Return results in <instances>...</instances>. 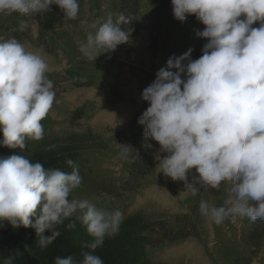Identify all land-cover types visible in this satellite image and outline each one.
<instances>
[{
  "label": "clouds",
  "instance_id": "9594fccd",
  "mask_svg": "<svg viewBox=\"0 0 264 264\" xmlns=\"http://www.w3.org/2000/svg\"><path fill=\"white\" fill-rule=\"evenodd\" d=\"M174 18L194 15L205 27L202 55L192 49L171 55L142 91L149 106L138 119L146 140L158 142V173L184 182V194L225 187L222 206L202 200L199 211L221 225L228 217L264 220V0H171ZM57 5L65 21L79 18V0H0V16L44 14ZM114 22L82 21L86 38L79 44L88 59L112 51L128 39ZM258 24V27L254 25ZM102 50V51H101ZM43 47L31 49L15 38L0 40V145L27 148L44 137V120L55 102L54 83ZM128 147L124 145L123 154ZM71 172L45 168L24 155L0 157V227H31L47 249L61 235L60 226L82 224V260L56 257L55 264H104L99 255L106 237L119 233L123 213L98 209L88 199L70 195L82 177L72 159ZM191 176V180L189 177ZM50 230V235H45ZM19 255V253H17ZM8 257L3 264H13Z\"/></svg>",
  "mask_w": 264,
  "mask_h": 264
},
{
  "label": "rangeland",
  "instance_id": "374dc122",
  "mask_svg": "<svg viewBox=\"0 0 264 264\" xmlns=\"http://www.w3.org/2000/svg\"><path fill=\"white\" fill-rule=\"evenodd\" d=\"M79 3V18L70 21L63 19L57 5L44 14L0 16V40L15 38L31 49L43 47L56 94L42 120L43 139L29 141L24 150L0 145V157L21 154L42 162L46 169L65 172L72 171L68 159L78 165L82 183L70 199H88L98 209L123 213L119 233L106 237L108 243L96 249L95 255L113 250L120 242L122 260L130 264H200L199 252L205 264H264V220L230 216L216 225L202 216L200 202L222 206L225 187L186 196L183 181L158 173L155 153L159 144L146 140L145 126L138 123L149 106L142 99L143 89L171 55L180 56L189 49L193 59L203 54L207 40L197 31L205 26L194 15L183 22L175 19L171 0ZM121 15L126 22L119 27L128 39L96 59L84 57L79 51L86 38L81 22L108 17L115 22ZM123 106L131 112L117 123L113 117ZM124 145L129 147L122 155ZM52 159L57 160L48 165ZM162 194L172 207L160 202ZM70 231L82 250L91 251L83 247L93 238L82 224L77 222ZM27 242L46 264L33 242ZM8 257L0 244V264Z\"/></svg>",
  "mask_w": 264,
  "mask_h": 264
},
{
  "label": "trees",
  "instance_id": "16d2710c",
  "mask_svg": "<svg viewBox=\"0 0 264 264\" xmlns=\"http://www.w3.org/2000/svg\"><path fill=\"white\" fill-rule=\"evenodd\" d=\"M56 160L52 159L48 161V165L54 163ZM66 224L67 221L65 225L60 226L59 230L61 231V235L47 249H41L38 245V236L34 228L24 227L23 230L27 236L25 237L20 228H13L11 224L5 221L4 226L0 227V244L7 249L9 257H14L13 264H45L41 257L29 245L27 242L28 239L33 242L35 248L45 258L46 264H55L56 257L67 258L70 255L74 256L77 260H82V252L84 250H82L80 243L73 239L74 235L66 228ZM50 234V230H46L45 235ZM105 243H108V241ZM119 243L115 245L113 250L107 251L105 248L104 250L106 251L100 252L99 256L103 258L104 264L125 263L120 254L122 247L121 243ZM125 264H130V261L128 260Z\"/></svg>",
  "mask_w": 264,
  "mask_h": 264
},
{
  "label": "bare ground",
  "instance_id": "6f19581e",
  "mask_svg": "<svg viewBox=\"0 0 264 264\" xmlns=\"http://www.w3.org/2000/svg\"><path fill=\"white\" fill-rule=\"evenodd\" d=\"M144 46V45H143ZM140 48V47H139ZM49 61V60H48ZM49 64H50V62H49ZM121 110H119V111H117L116 112V114L118 115V116H116V115H114V121H116L117 123H120L121 122V120H124L125 118H126V115L129 113V112H131V110L129 111V109H128V106H123V107H121L120 108ZM112 118V119H113ZM115 122V123H116ZM160 202L163 204V205H167V206H169V207H172V202L170 201V203H168L169 202V199H168V197L165 195V194H162L161 195V198H160ZM189 248H191L190 247V245H189ZM197 255H198V253H197ZM202 257V254H201V252H199V255H198V259H199V261H201L200 262V264L202 263V264H205V261L204 260H202L200 257ZM207 263V262H206Z\"/></svg>",
  "mask_w": 264,
  "mask_h": 264
}]
</instances>
